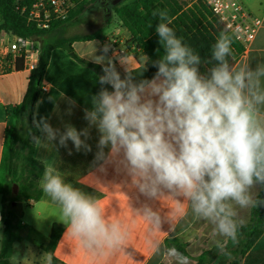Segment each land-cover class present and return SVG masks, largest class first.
Segmentation results:
<instances>
[{"label":"clouds","instance_id":"clouds-1","mask_svg":"<svg viewBox=\"0 0 264 264\" xmlns=\"http://www.w3.org/2000/svg\"><path fill=\"white\" fill-rule=\"evenodd\" d=\"M152 15L159 16L155 32L164 48L162 58L151 62L157 69L153 77L137 80L126 69L122 78L105 44L95 59L102 65L100 88L91 96V107L83 109L86 126L54 127L40 118L34 120L40 133L34 140L50 142L57 150L71 142L77 152L88 153L94 129V160L102 168L120 158L145 195L166 190L186 198L194 217L209 221L214 235L225 238L216 246L229 255L227 242L237 241L243 223L236 219V206L264 207V200L251 193L255 185L264 187V114L258 107L264 104V65L230 67L232 40L221 33L212 48L215 66L204 75L201 57L169 27L167 11ZM40 187L83 241L99 247L121 243L118 226L106 222L98 202L66 183L54 167L45 168ZM164 254L176 264H189L175 247Z\"/></svg>","mask_w":264,"mask_h":264},{"label":"crops","instance_id":"crops-1","mask_svg":"<svg viewBox=\"0 0 264 264\" xmlns=\"http://www.w3.org/2000/svg\"><path fill=\"white\" fill-rule=\"evenodd\" d=\"M240 2L252 15L262 18L263 25L250 48L236 59L232 68L248 67L255 70L264 65V0ZM191 5L189 3L186 7ZM119 23L113 30L108 28L110 24L101 28L100 38L85 41L92 42L90 45L95 51L93 56L76 51L75 43L81 41L72 45L77 57L65 49L52 51L42 82L47 90L40 93L33 111V122L45 118L54 127L62 128L64 123H71L78 129L86 126L83 109L91 107V96L100 88L98 80L103 74L102 65L96 63L95 59L105 44L110 46L108 55L122 78L126 69L129 71L145 63L146 56L141 51L137 56L128 51L124 55L113 52V41L118 40L116 46L124 47L130 39L129 32L120 21ZM98 30L100 29L95 31ZM121 58L125 61L123 65L120 63ZM81 60L98 68L83 64ZM30 74L31 72L20 69L0 75L1 215L3 190L11 182L9 136L22 120L20 105L28 90ZM261 81L264 85V77H261ZM258 107L264 114V104ZM97 139V133L93 129L91 138L87 141L92 146V152L88 153L83 150L77 152L71 142L67 148L57 150L54 144L42 139L40 144L35 145V157L44 165V170L47 166L54 167L66 183L97 201L106 222L118 226L121 243L115 247L86 243L64 223L59 205L43 192L41 200L22 204V239L14 245L10 264H48L50 256L46 253V245L54 223L64 225V232L54 255L67 264H165V241L168 238L177 236L190 243L192 236L196 235L195 227L203 219L194 217L190 201L166 190H161L155 197L145 195L127 174L119 162L120 158H115L102 168L101 163L94 160ZM107 151L105 149L106 153ZM243 210L236 206L238 221H243ZM245 211L249 219V208ZM2 227L3 223L0 221V244Z\"/></svg>","mask_w":264,"mask_h":264},{"label":"trees","instance_id":"trees-1","mask_svg":"<svg viewBox=\"0 0 264 264\" xmlns=\"http://www.w3.org/2000/svg\"><path fill=\"white\" fill-rule=\"evenodd\" d=\"M34 0H0V32L7 31L27 39L40 42V54L36 68L29 77L28 90L20 105L22 120L9 136L10 142V178L11 182L3 190L2 197V238L0 244V264H10L14 245L21 241L20 218L22 204L41 200L43 191L40 179L44 165L35 157L34 137L39 131L33 122V111L43 90L42 82L49 67L52 51L65 49L74 54L73 43L100 38V30L90 34L66 36L65 31L70 24L83 15L85 10L97 0H74L75 7L65 20L52 22L46 29L39 28L28 18V12ZM166 10L171 27L182 42L193 49L201 57V73L207 75L215 66L212 60V48L221 33L231 40V54L227 57L230 67L243 51L242 45L234 36L227 33L223 23L213 14L210 8L198 0L186 7L182 0H132L126 4L114 6L118 20L130 34L126 41L128 52L137 56L139 51L145 54L146 61L138 67L129 70L139 79H151L157 71L151 62L162 58L163 45L155 32V26L160 22L159 16L153 17L155 10ZM151 25V27H150ZM83 64L98 68V66L80 61ZM22 61L18 62V70L22 69ZM18 184V193H13V184ZM258 200H264V187L261 188ZM64 232V225L54 223L51 235L46 245V253L50 256V264H67L54 255L56 246ZM238 237H243L244 247L241 250L240 264H264V207L251 208V222L242 225L237 231ZM190 243L180 237H171L165 241V248L175 247L184 256L189 257ZM197 259V264H205V255ZM239 262H236L238 264ZM49 264V262H48Z\"/></svg>","mask_w":264,"mask_h":264},{"label":"built area","instance_id":"built-area-1","mask_svg":"<svg viewBox=\"0 0 264 264\" xmlns=\"http://www.w3.org/2000/svg\"><path fill=\"white\" fill-rule=\"evenodd\" d=\"M223 23L227 33L235 37L246 52L254 42L263 25L260 17L252 15L240 0H202ZM75 7L74 0H34L28 12V18L39 28H49L54 21L65 20ZM118 40L112 42L113 52L124 55L128 51L116 46ZM241 53V54H242ZM40 54V42L27 39L7 31L0 32V75L17 71L18 62L32 73L36 68ZM240 54V55H241ZM43 91L47 87H42ZM2 222V215L0 214Z\"/></svg>","mask_w":264,"mask_h":264},{"label":"rangeland","instance_id":"rangeland-1","mask_svg":"<svg viewBox=\"0 0 264 264\" xmlns=\"http://www.w3.org/2000/svg\"><path fill=\"white\" fill-rule=\"evenodd\" d=\"M130 1L132 0H97L85 10L80 18L73 21V23L67 27L65 31L66 36L89 34L97 29H100L98 32H101V28H106L108 24H110L108 28L113 30L115 25H120L114 11V6L118 4H126ZM182 1L184 5L187 6L189 3L193 4L198 0ZM90 43L92 42H76L75 49L80 54L93 56L95 51ZM261 188L262 186L255 185L251 189L254 199H256L259 195ZM251 208L252 207H249V219H247L245 211L246 208H244V213H242L244 223L240 224L239 227L251 222ZM201 222H203V224H201ZM201 222L196 225L194 230V234L196 235L192 236L190 241V246L188 248L189 264H197V259L204 253H207L204 256L205 264H236V262H239L238 264H240V249L245 245L243 237L237 236V241L235 243L230 239L228 240L225 251L229 255H226L216 246L217 242H223L225 238L214 235V225H212L209 221L202 220ZM165 264H176V262L174 259L167 256Z\"/></svg>","mask_w":264,"mask_h":264},{"label":"water","instance_id":"water-1","mask_svg":"<svg viewBox=\"0 0 264 264\" xmlns=\"http://www.w3.org/2000/svg\"><path fill=\"white\" fill-rule=\"evenodd\" d=\"M13 193L17 194L18 193V184H13Z\"/></svg>","mask_w":264,"mask_h":264}]
</instances>
